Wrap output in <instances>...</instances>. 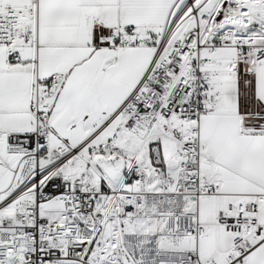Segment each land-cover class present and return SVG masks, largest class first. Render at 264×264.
<instances>
[{
    "label": "snow or ice",
    "instance_id": "obj_1",
    "mask_svg": "<svg viewBox=\"0 0 264 264\" xmlns=\"http://www.w3.org/2000/svg\"><path fill=\"white\" fill-rule=\"evenodd\" d=\"M0 264H264V0H0Z\"/></svg>",
    "mask_w": 264,
    "mask_h": 264
}]
</instances>
